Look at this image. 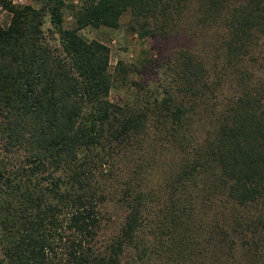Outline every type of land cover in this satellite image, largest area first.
Wrapping results in <instances>:
<instances>
[{"label":"trees","instance_id":"trees-1","mask_svg":"<svg viewBox=\"0 0 264 264\" xmlns=\"http://www.w3.org/2000/svg\"><path fill=\"white\" fill-rule=\"evenodd\" d=\"M35 1L0 0V264H264V0ZM125 11L140 35L192 18L205 38L113 101L128 68L80 30ZM160 137L189 149L159 189L144 180ZM115 167L128 209L107 231Z\"/></svg>","mask_w":264,"mask_h":264},{"label":"rangeland","instance_id":"rangeland-1","mask_svg":"<svg viewBox=\"0 0 264 264\" xmlns=\"http://www.w3.org/2000/svg\"><path fill=\"white\" fill-rule=\"evenodd\" d=\"M16 1L36 3L35 0ZM65 2L76 3L77 0H65ZM5 16V12H2L0 18L2 22ZM129 18L130 13L125 11L120 16L121 23L118 27L107 25L99 27L86 26L80 30L86 38H97L109 46L111 70H113L119 60H122V63L128 68L126 82L116 81L109 92V97L113 101H122L124 98L129 97L131 90L137 86L136 83H154L161 64L168 61L179 49L185 48L192 51V42L200 46L205 38L202 36H192V18H186L179 28L170 33H158L154 35H140L138 30L130 27ZM71 22L72 17L67 11L65 14V24L70 25ZM49 26V17L46 16L44 27L48 29ZM210 57H212V52ZM258 67L257 64L251 65V68L257 74L263 71L258 72ZM149 142L145 147L146 155L155 159L156 164L154 166L155 169L153 167L151 173L146 175L144 183L160 189L163 182L161 179L170 178L181 163L184 162V157L187 154L189 146L187 147L183 142V146L186 148H180L173 140L167 137H160L156 141ZM3 154L0 144V158ZM122 169L123 167H115L114 171L117 170L115 172L116 176H112L113 171L112 174H109L105 178L107 182L106 198L101 204V208L106 217L105 226L107 231H116L120 227L128 209L126 202L123 201L121 196L120 183L130 170L125 169L122 171ZM120 174L122 175L121 178L119 177ZM204 180L205 174H202L197 181L192 182L190 180L185 190L182 187L181 196L183 199L187 202L196 200L198 195L204 190ZM192 194L195 196L192 197Z\"/></svg>","mask_w":264,"mask_h":264}]
</instances>
